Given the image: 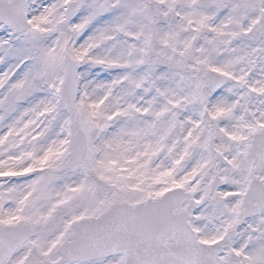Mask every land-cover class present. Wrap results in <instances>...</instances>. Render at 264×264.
I'll use <instances>...</instances> for the list:
<instances>
[{"label":"snow or ice","instance_id":"6c2138e0","mask_svg":"<svg viewBox=\"0 0 264 264\" xmlns=\"http://www.w3.org/2000/svg\"><path fill=\"white\" fill-rule=\"evenodd\" d=\"M0 264H264V0H0Z\"/></svg>","mask_w":264,"mask_h":264}]
</instances>
